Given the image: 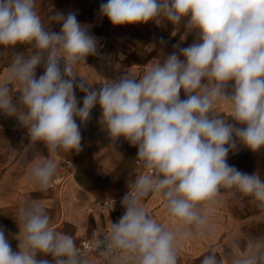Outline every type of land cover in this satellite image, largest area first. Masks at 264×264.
<instances>
[{"label": "clouds", "instance_id": "1", "mask_svg": "<svg viewBox=\"0 0 264 264\" xmlns=\"http://www.w3.org/2000/svg\"><path fill=\"white\" fill-rule=\"evenodd\" d=\"M100 13L113 26L183 25L196 40L175 45L178 53L153 60L142 74L103 81L97 91L78 73L97 54V41L74 12L45 22L38 0H0V49L12 53L0 77V113L27 128L26 153L38 144L48 152L32 161L28 182L47 192L58 170L54 157L82 150L80 124L97 105L110 147L123 137L138 148L142 169L129 181L124 214L99 229L87 251L51 226L42 201L21 204L16 251L0 227V264H96L93 253L100 264H179L185 243L215 238L212 209L222 195L264 213V179L227 161L238 143L264 150V0H107ZM52 22L60 32L50 30ZM39 66L44 73L37 78ZM76 88L85 93L82 107ZM13 90L20 93L16 102ZM149 197L163 202L168 223L148 212ZM199 264H264V236L233 235Z\"/></svg>", "mask_w": 264, "mask_h": 264}, {"label": "crops", "instance_id": "2", "mask_svg": "<svg viewBox=\"0 0 264 264\" xmlns=\"http://www.w3.org/2000/svg\"><path fill=\"white\" fill-rule=\"evenodd\" d=\"M107 0H38V10L47 22L49 15L57 12L65 16L69 12L76 14L82 26L96 38L97 54L86 57V65L78 68V73L86 75L91 88L99 90L103 81L116 80L130 73L142 74L146 66L155 59H162L173 52L174 47H188L196 40V34L186 33L183 25L176 28L170 22L113 26L106 16L100 13V5ZM50 30L60 32L62 25L52 22ZM182 37H184L182 39ZM16 51L30 52L26 47H17ZM11 51L0 49V77L7 70ZM183 59V57H180ZM44 73L39 66L36 77ZM80 77H77V82ZM20 93L13 90V102ZM78 106L82 107L84 92L75 89ZM181 99L186 98L183 90ZM224 115V114H221ZM99 105L92 109L90 120L80 124L82 135L79 153H60L55 156L58 166L63 161L74 164L70 178L63 185H56L55 178L47 192L38 191L28 182V172L32 161L48 156L47 149L38 144V150L25 152L30 143L27 128L20 125L15 116L0 113V227L5 230L14 251L17 250L19 227L14 217L19 206L33 200L42 201L51 217V226L59 233L71 235L79 245L82 239L91 237L109 221H114L113 211L101 209L105 199L119 198L128 192V184L142 169L136 162L138 148L130 145L121 137L110 147V139L100 123ZM228 122H236L228 117ZM241 126V125H236ZM229 165L247 174L258 172L264 179V150L252 152L242 144L237 150L230 151L227 157ZM145 205L154 214V218L168 223L163 202L159 198L149 197ZM212 221L217 229L214 239L189 241L180 249L179 264H199L200 259L209 251L219 252L228 240L237 234L244 236H264V213L244 200L241 203L220 197V203L212 209ZM50 259V257H48ZM98 264V257L92 255Z\"/></svg>", "mask_w": 264, "mask_h": 264}, {"label": "built area", "instance_id": "3", "mask_svg": "<svg viewBox=\"0 0 264 264\" xmlns=\"http://www.w3.org/2000/svg\"><path fill=\"white\" fill-rule=\"evenodd\" d=\"M74 167V164L71 161H63L60 166H58L57 174L55 177V183L56 185H63L65 182L70 178L72 174V169ZM125 195V194H124ZM123 196L119 198H113V199H105L102 201L101 209L105 211H113L116 215V218L112 222H118L119 218L124 214L125 209L121 205V201L123 199ZM145 204V203H144ZM148 212L154 217V214L151 210L148 209V207L145 205ZM90 239H82L78 245L82 250L87 251V245L89 243ZM95 255L89 254V258ZM98 264H100V260L98 258Z\"/></svg>", "mask_w": 264, "mask_h": 264}]
</instances>
